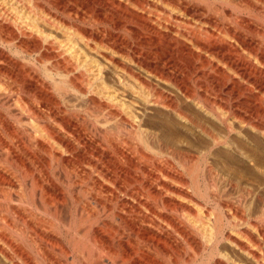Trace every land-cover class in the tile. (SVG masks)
Wrapping results in <instances>:
<instances>
[{"label":"bare ground","instance_id":"1","mask_svg":"<svg viewBox=\"0 0 264 264\" xmlns=\"http://www.w3.org/2000/svg\"><path fill=\"white\" fill-rule=\"evenodd\" d=\"M54 1L0 0V264H264V0Z\"/></svg>","mask_w":264,"mask_h":264},{"label":"rangeland","instance_id":"2","mask_svg":"<svg viewBox=\"0 0 264 264\" xmlns=\"http://www.w3.org/2000/svg\"><path fill=\"white\" fill-rule=\"evenodd\" d=\"M39 1H40L41 3H45V2H43V0H39ZM55 1H56V2H55ZM55 1H54V3H58L57 1L60 2V0H55ZM62 1H63V0H62ZM83 1H87V0H83ZM117 1H119V0H117ZM150 1L153 2L152 0H149V2H150ZM154 2L157 4V1H154ZM64 3H65L66 5H68V7L70 6V8L77 9L78 11H81V12L84 11L83 7H81L80 5L78 6L75 2H73V0H64ZM45 4H46V3H45ZM161 5H162V4H161ZM161 5H160L159 3L157 4V6L160 7L159 9H161V11H163ZM96 6H97V7H96ZM101 6H102V4H100V3L98 4V3H97V4L95 5V9H96V10H102V9H103V6H102V7H101ZM165 6H167V5H165ZM168 7H169V6H167V7L164 8V5H163V9H165V11L171 12V11L173 10V11H172L173 13H175V12L178 11V10L175 11L176 9H174V8H171V7L168 8ZM49 8L51 9V11H53V12L55 11V13H56V12H60V9H57L56 7H55V8H53V7L51 8V6H49ZM131 8H133L134 10L137 9V7H135V6H134V7H131ZM166 8H167L168 10H167ZM148 9H149V8H148ZM138 10H141V9H137V11H138ZM170 10H171V11H170ZM172 12H171V13H172ZM177 14H179V11L177 12Z\"/></svg>","mask_w":264,"mask_h":264}]
</instances>
